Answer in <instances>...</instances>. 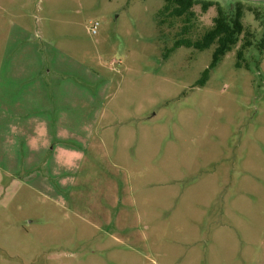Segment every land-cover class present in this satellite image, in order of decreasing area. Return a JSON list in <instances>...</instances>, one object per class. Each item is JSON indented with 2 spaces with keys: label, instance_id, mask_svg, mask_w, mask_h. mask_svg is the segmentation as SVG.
Listing matches in <instances>:
<instances>
[{
  "label": "rangeland",
  "instance_id": "rangeland-1",
  "mask_svg": "<svg viewBox=\"0 0 264 264\" xmlns=\"http://www.w3.org/2000/svg\"><path fill=\"white\" fill-rule=\"evenodd\" d=\"M199 1L243 11L213 68L216 44L176 43L216 5L0 0V86L44 85L3 145L35 137L0 165V264H264V0Z\"/></svg>",
  "mask_w": 264,
  "mask_h": 264
},
{
  "label": "trees",
  "instance_id": "trees-1",
  "mask_svg": "<svg viewBox=\"0 0 264 264\" xmlns=\"http://www.w3.org/2000/svg\"><path fill=\"white\" fill-rule=\"evenodd\" d=\"M196 4H201L202 9L206 11L209 7L216 5L218 8V15L214 18V25L209 29L201 39L192 41L190 39L178 40L176 46L186 45L188 47H195L197 49H205L213 44L216 48L213 54V61L210 68L215 67L222 57L232 50V46L236 44L239 34L243 32L244 26L241 21L243 11L239 7L237 14L227 16L222 7L213 1H199V0H167L166 5L160 11L162 14L170 13L177 17H183L185 24H188L195 17L193 10ZM190 25H185V31L189 30ZM250 44V43H249ZM261 48L264 49V42L261 43ZM242 57V52L238 54V58ZM240 65V63L238 64ZM209 74V68L204 72L200 84H204Z\"/></svg>",
  "mask_w": 264,
  "mask_h": 264
},
{
  "label": "crops",
  "instance_id": "crops-1",
  "mask_svg": "<svg viewBox=\"0 0 264 264\" xmlns=\"http://www.w3.org/2000/svg\"><path fill=\"white\" fill-rule=\"evenodd\" d=\"M27 34V33H26ZM22 48V47H21ZM22 51V50H21ZM56 67V65H55ZM54 69L53 70H58V69ZM45 70H43L44 72ZM62 71V70H59ZM27 67H24L23 69H21V73L19 75H15V78L21 77L24 78V75L27 74ZM40 74V77L44 76V73ZM48 75L49 77L52 76V73L48 71ZM2 81V80H0ZM24 89V98L23 101H17V97L12 95V88L10 87V89L8 90V88L5 89L4 86H0V126L1 123L5 124L4 129H0V141H1V145H0V165H3V163H7L10 162L11 160H14L15 158V153L14 150L23 143V144H27L31 142L33 143V138L34 134H30L29 137L27 138V136L23 137V139L25 141H23L22 143H12L11 147H6V149H3V145H5V143H7L8 141L11 142L10 139H8L7 137V129H14L18 126H21L22 128L26 129L27 127V122H29V126H31L33 123L32 121L34 120V117H32V111H30L32 109V105H29V101H31V95L33 94V91H37L41 88L44 87V85L38 84L36 85V87H30L27 88L26 86ZM50 96V95H49ZM57 99L59 98L56 94L54 95ZM42 117H36L35 121L37 122V130H43L44 129V123H46L47 121L42 120ZM46 125V124H45ZM65 131V130H64ZM24 132L26 133V131L24 130ZM41 132V131H40ZM26 135V134H23ZM14 136H16V138L18 137V134L14 133ZM40 136V134H39ZM12 138V136H11ZM46 141V140H45ZM31 147V146H30ZM61 148H59L60 150ZM28 150V149H27ZM9 151V153H8ZM33 152V150H29V153ZM33 154V153H31ZM32 156L30 155L27 160L25 159V161L27 163H33L35 160L34 158H31ZM38 162V161H35ZM7 170H13L14 168L16 169L17 166H12V165H5ZM12 173V172H11Z\"/></svg>",
  "mask_w": 264,
  "mask_h": 264
},
{
  "label": "built area",
  "instance_id": "built-area-1",
  "mask_svg": "<svg viewBox=\"0 0 264 264\" xmlns=\"http://www.w3.org/2000/svg\"><path fill=\"white\" fill-rule=\"evenodd\" d=\"M97 26H98V25L95 24L94 27L92 28L93 33H96V32H97V28H98Z\"/></svg>",
  "mask_w": 264,
  "mask_h": 264
}]
</instances>
